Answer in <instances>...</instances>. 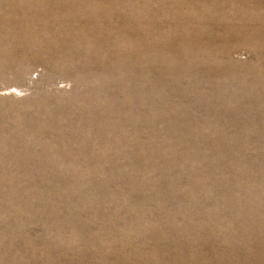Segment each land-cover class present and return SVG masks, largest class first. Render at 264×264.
<instances>
[{"label":"rangeland","instance_id":"374dc122","mask_svg":"<svg viewBox=\"0 0 264 264\" xmlns=\"http://www.w3.org/2000/svg\"><path fill=\"white\" fill-rule=\"evenodd\" d=\"M0 264H264V0H0Z\"/></svg>","mask_w":264,"mask_h":264}]
</instances>
